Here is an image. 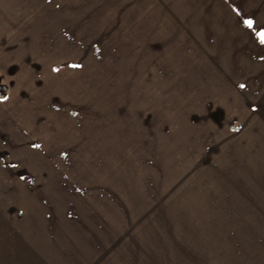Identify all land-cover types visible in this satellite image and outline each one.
<instances>
[{
	"label": "rangeland",
	"instance_id": "1",
	"mask_svg": "<svg viewBox=\"0 0 264 264\" xmlns=\"http://www.w3.org/2000/svg\"><path fill=\"white\" fill-rule=\"evenodd\" d=\"M72 5L0 0L2 258L29 253L34 234L15 225L46 228L64 172L121 159L147 171L152 200L104 264H264V103L254 118H191L205 105L174 102L166 74L98 40Z\"/></svg>",
	"mask_w": 264,
	"mask_h": 264
},
{
	"label": "crops",
	"instance_id": "2",
	"mask_svg": "<svg viewBox=\"0 0 264 264\" xmlns=\"http://www.w3.org/2000/svg\"><path fill=\"white\" fill-rule=\"evenodd\" d=\"M71 1L80 10V24H96L98 40L118 41L116 45L127 50L121 55L131 61L137 55L143 57V71H159L160 80L166 74V83L160 87L176 89L174 102L205 105L200 114L206 116L191 118H254L257 105L264 103V0ZM65 18L64 27L71 32V24L77 22ZM104 32L111 35L104 38ZM94 160V166L89 160L87 169L78 175L64 172L60 182L66 196L58 206L55 198H48L47 229H41L44 224L21 221L15 225L20 232L34 234L32 246L26 255H0V264L107 261L122 228L127 229L138 211L143 209V213L151 204L152 185L147 171L132 161ZM7 180L0 176V183L7 184ZM3 197L0 221L10 208L7 196ZM1 230L5 232L7 226L0 225Z\"/></svg>",
	"mask_w": 264,
	"mask_h": 264
},
{
	"label": "snow or ice",
	"instance_id": "3",
	"mask_svg": "<svg viewBox=\"0 0 264 264\" xmlns=\"http://www.w3.org/2000/svg\"><path fill=\"white\" fill-rule=\"evenodd\" d=\"M247 23H248V25H249V26H251V25H252V21H248Z\"/></svg>",
	"mask_w": 264,
	"mask_h": 264
}]
</instances>
